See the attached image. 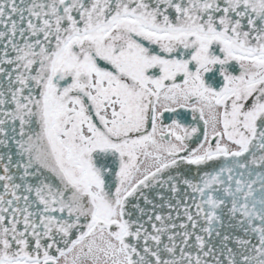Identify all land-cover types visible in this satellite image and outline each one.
Listing matches in <instances>:
<instances>
[{"label": "snow or ice", "instance_id": "obj_1", "mask_svg": "<svg viewBox=\"0 0 264 264\" xmlns=\"http://www.w3.org/2000/svg\"><path fill=\"white\" fill-rule=\"evenodd\" d=\"M0 264H264V0H0Z\"/></svg>", "mask_w": 264, "mask_h": 264}]
</instances>
